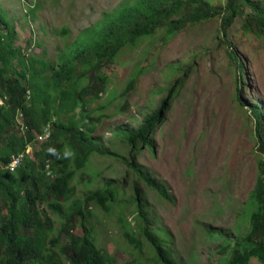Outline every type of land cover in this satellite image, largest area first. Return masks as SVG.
Listing matches in <instances>:
<instances>
[{"label": "rangeland", "instance_id": "rangeland-1", "mask_svg": "<svg viewBox=\"0 0 264 264\" xmlns=\"http://www.w3.org/2000/svg\"><path fill=\"white\" fill-rule=\"evenodd\" d=\"M127 1L0 0V6L15 26V46H21L27 57L46 58L57 66L61 52H68L82 32ZM207 1L222 6L228 2ZM247 12L245 5L226 36L219 12L171 37L165 27L137 47L126 48L106 67V92L87 106L96 119L88 123L98 124L94 139L106 154L92 153L73 184L75 197L83 199L85 206L76 231L112 255L117 264L135 258L142 264H163L152 246L138 252L130 240L131 235L143 238L136 184L156 226L169 234L162 237L171 264H228L232 243L248 232L247 200L260 161L264 163L251 111L259 107L264 112V34L258 33L257 24L246 22L253 29H244ZM228 41L243 64L239 73ZM164 100L160 124L149 144L141 143L138 154L131 156L126 136L117 134L116 128L135 129ZM136 166L151 171L170 198L142 181ZM107 183L114 197L108 208L96 199L85 200ZM48 214L56 226L49 239L64 237L60 229L64 220ZM252 261L264 264L257 258ZM61 264L71 263L63 257Z\"/></svg>", "mask_w": 264, "mask_h": 264}, {"label": "trees", "instance_id": "trees-1", "mask_svg": "<svg viewBox=\"0 0 264 264\" xmlns=\"http://www.w3.org/2000/svg\"><path fill=\"white\" fill-rule=\"evenodd\" d=\"M133 0L127 1L103 22L82 32L74 45L71 56L60 58L61 68L52 77V85L66 96L51 99L44 87L45 74L56 66L44 59L27 57L20 46H15L17 32L14 24L0 6V96L9 95L10 108L0 107V161H7L12 153L23 149L32 139L36 129L42 131L50 125L51 138L37 153L38 161H26L14 172L0 166V264H61L60 259H68L71 264H117L107 252L96 248L87 236L79 235L74 229L83 221V202L76 198L77 187L73 184L77 172L83 169L88 157L94 152L106 154L93 134L98 124H91L88 133L85 120L95 122L86 110V105L98 99L109 84V77L103 68L126 47H137L142 41L155 36L160 29L168 28L166 35L171 37L186 28L213 16L223 14L221 28L223 35L235 18L249 8L244 29L257 24L258 33L264 34L263 0H228L225 6L212 5L207 0ZM197 3L188 9L191 3ZM38 5H36L37 7ZM36 7L30 12L35 13ZM248 22L249 24H246ZM229 55L237 65L238 73L243 68L241 59L236 55L231 42ZM91 66V82L81 87L75 73ZM20 67L21 69H18ZM48 82V81H47ZM177 81L175 84H177ZM134 88V82L129 90ZM33 93V104H28V91ZM171 93V89L169 94ZM165 100L153 114L144 118L135 129L116 128L117 134L126 136L131 147V156H136L137 147L149 144V138L157 130ZM18 109L27 114L29 129L27 140L23 138L13 121ZM80 111L83 131L77 135L64 122L65 115ZM255 115V135L258 147L264 152V112L252 107ZM56 117V120L54 118ZM67 142V143H65ZM75 147V150L72 148ZM124 159L126 157L122 156ZM51 158L52 174L48 175L46 160ZM132 165V163H130ZM138 176L150 186H154L163 198H170L165 185L157 181L151 171L136 166ZM25 184L31 187H24ZM19 186V188H15ZM107 185L88 195L85 200L96 199L103 207H109L113 195ZM136 184V207L139 209L138 221L142 224L143 238L130 236L135 250L142 252L144 247L152 246L154 253L163 264H171L165 251L163 237L169 236L149 213L146 201L142 199ZM23 192V194H22ZM51 195V200L48 196ZM47 202L49 212L60 216L64 222L60 229L66 238L50 235L54 232V220L50 216L42 219L39 204ZM246 211L250 215L251 226L246 234L236 239L228 264H254L253 258L264 262V163L260 161L259 174L251 191ZM218 233L216 229L214 231ZM128 236L131 234L127 230ZM163 235V237H162ZM54 245H58L55 247ZM231 245V246H232ZM231 250V248H230ZM128 264H142L137 258Z\"/></svg>", "mask_w": 264, "mask_h": 264}, {"label": "clouds", "instance_id": "clouds-1", "mask_svg": "<svg viewBox=\"0 0 264 264\" xmlns=\"http://www.w3.org/2000/svg\"><path fill=\"white\" fill-rule=\"evenodd\" d=\"M91 29V28H90ZM89 30V29H88ZM87 31V30H86ZM85 32V31H84ZM69 32L66 31V35L68 34ZM76 43L73 44V46L71 47V49L68 51V52H61L60 56H59V59H58V65L56 66V70L52 71V67L48 70V72L45 74V78L47 81L44 80V87L45 89L47 90V92L50 94L51 96V99H56L58 97H61V96H66L65 93H63L60 89L54 87L52 85V77L54 75V73L56 71H58L60 68H61V61H60V58L62 56H67L68 58L71 56V53L74 51V45ZM19 46V45H18ZM21 47V46H20ZM22 48V47H21ZM126 48H129V47H126ZM125 48V49H126ZM124 49V50H125ZM123 50V51H124ZM24 51V50H23ZM122 51V52H123ZM25 52V51H24ZM121 52V53H122ZM121 53H119L114 59H112V61H110L102 70L103 73L107 74L105 72V69L108 65H110L114 60H116L120 55ZM24 54V53H23ZM28 57H35V58H40V59H44L46 61H48L46 58H42V57H36V56H31L30 54L28 55ZM50 62V61H49ZM88 71L85 69V68H81L79 69L75 75L77 76V82L78 84L81 86V87H84V86H87L91 80H92V77H93V74H92V71H91V66H88ZM107 89V87H106ZM106 89L104 92H106ZM103 92V93H104ZM102 93V94H103ZM101 95V94H100ZM100 97V96H99ZM27 99H28V104L29 106H32L33 104V93L31 90L28 91V96H27ZM99 99V98H98ZM98 99H95L93 100L92 103H94L96 100ZM90 103V104H92ZM89 105V104H88ZM86 105V110L89 112L90 114V111L87 109V106ZM0 107L1 108H10L11 107V101H10V96L9 95H1L0 96ZM80 113V111H78ZM77 113L76 111H72L70 110V112L68 114L65 115V119H64V122L67 126L70 127L71 129V132L74 135H77L78 133H80L81 131H83V124L80 120V114ZM91 115V114H90ZM54 120H56V117L54 118ZM88 119L85 120V124H86V128L84 130V132H87L88 133V128L91 127V125L88 123ZM13 128H16V130L22 135L24 136L23 138H25V140H27V134L29 132V129H31V127L29 126L28 124V121H27V114L24 110L22 109H18L17 113H16V116L14 118V121H13ZM34 130V133H33V139L23 148V149H18L17 152L15 153H12L10 156H9V159L7 161H3L1 160L0 161V166L2 169H5L9 172H14L16 171L19 167H21L27 160L28 161H38V157H37V153L40 151V148L43 147L46 143H48V141H50V138H51V131H50V125H47L42 131H38L36 129H32ZM97 131V130H96ZM96 132L93 134V136H95ZM28 141V140H27ZM67 143V142H65ZM128 143V142H127ZM101 147V145H100ZM73 150H75V147L72 148ZM46 170H47V173L48 175H51L52 174V170H51V158H48L46 160ZM24 187H31L30 185L28 184H25ZM16 189L19 188V186H16L15 187ZM23 194V192H22ZM90 195V194H89ZM48 200H51V195L48 196ZM83 208H85L84 206V202H83ZM39 209L42 211V219L44 221H46L47 217L50 216L48 214L49 212V207H48V204L47 202H44V203H41L39 204ZM84 212V211H83ZM53 214V213H51ZM55 215V214H54ZM83 217H84V214H83ZM52 219V218H51ZM53 220V219H52ZM83 222V221H82ZM82 222L80 224H82ZM79 224V225H80ZM55 225V224H54ZM78 225V226H79ZM54 228L56 229V226H54ZM77 228L74 229V232L79 234L77 231H76ZM54 233V232H53ZM79 235H83V234H79ZM56 237H59V236H56ZM111 257H113L112 255H110ZM60 262H62V259H60Z\"/></svg>", "mask_w": 264, "mask_h": 264}]
</instances>
